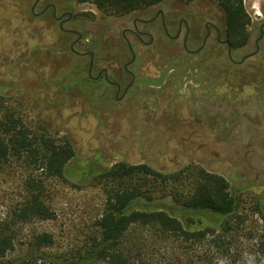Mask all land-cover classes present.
<instances>
[{
    "label": "rangeland",
    "instance_id": "rangeland-1",
    "mask_svg": "<svg viewBox=\"0 0 264 264\" xmlns=\"http://www.w3.org/2000/svg\"><path fill=\"white\" fill-rule=\"evenodd\" d=\"M34 1L0 0V102L19 104L32 128L44 126L54 137L67 138L77 154L69 163L75 169H106L119 162L148 165L168 175L167 185L153 189L151 180L135 177L128 186L141 184V190H154L163 203L178 206L177 197L194 194L196 173L202 168L223 177L238 199L232 219L207 211L185 212L182 222L190 232L214 230L199 240L134 226L126 235L128 246H141L134 261L142 257L146 264H264V46L244 65L231 67L225 51L219 56L211 50L188 56L180 39L168 41L152 32L150 45L134 44L136 59L130 69L135 85L118 101L113 88L108 98L104 85L76 82L87 78L88 57L71 52L74 37L59 31L50 10L31 13ZM171 1L163 2L168 7ZM73 2L81 44L87 46L75 45L74 51L89 50L100 65L120 69L123 50L113 36L126 26L127 15L119 16L106 5L98 9L90 2ZM186 4L189 9L177 8L184 16L198 10L206 19L215 15L223 22L212 0ZM43 7L40 3L35 13ZM244 8L253 25L248 30L250 43L234 56L237 60L254 51L258 24L264 22V0H245ZM122 56L129 59L126 52ZM29 174L17 167L0 168V222L23 197ZM44 184L54 217L15 223L14 247L7 259L23 256L33 236L43 233L53 238L46 249L50 255L83 248L96 233L106 190L113 188L108 184L76 189L57 179ZM5 222L12 223V217Z\"/></svg>",
    "mask_w": 264,
    "mask_h": 264
},
{
    "label": "trees",
    "instance_id": "trees-1",
    "mask_svg": "<svg viewBox=\"0 0 264 264\" xmlns=\"http://www.w3.org/2000/svg\"><path fill=\"white\" fill-rule=\"evenodd\" d=\"M81 1L93 3L98 9L106 5L119 12V16H124L158 5L164 0ZM212 1L222 12L225 36L235 46H244L248 42V30L252 24L244 8L245 0ZM19 106L0 102V168L17 167L30 173L21 190L23 197L20 196L11 216L0 222V264H146L142 257L134 261L141 255V246L131 247L126 243V235L134 226H147L162 236L199 240L207 233L213 235L214 230L190 232L182 222L186 218V211H207L214 216L230 219L235 216L238 199L230 194L226 180L202 168H198L196 173L194 194L189 199L177 197L178 206H171L163 203V198H158L154 190H141V184L128 186L127 182L135 177L143 182L151 180L153 189L167 185L168 175L148 165L119 162L106 169L71 167L69 163L77 156L72 143L65 137H54L44 126L32 128L18 110ZM51 179L60 180L76 189L92 185L113 186L106 190V205L95 224L96 233L88 238L83 248L64 256L48 254L46 249L53 243L52 236L37 234L28 243L23 256L7 259V254L14 247L12 226L15 223L53 219L54 214L46 203L44 184ZM10 217L12 223L5 222ZM261 219L264 223V214Z\"/></svg>",
    "mask_w": 264,
    "mask_h": 264
},
{
    "label": "flooded vegetation",
    "instance_id": "flooded-vegetation-1",
    "mask_svg": "<svg viewBox=\"0 0 264 264\" xmlns=\"http://www.w3.org/2000/svg\"><path fill=\"white\" fill-rule=\"evenodd\" d=\"M40 3H44V7L42 11L35 13ZM186 3L172 0L169 6L166 7L168 3L162 2L141 11H135L129 16L127 15L125 19L126 26L120 30L119 34L113 36L114 40L120 41L119 46L123 50L120 51V55L123 58L122 61H124L121 68L116 70H109L108 67L100 65L93 52L89 50H85L82 53L74 51L73 47L75 45L82 49L87 46L84 45L83 47L81 44L82 33L77 30L79 22L78 18H76V6L73 0H35L31 7V13L43 15L50 10L51 17L53 21L57 22L59 31L65 36L74 37L71 42V52L75 56L88 57L87 78H76V82L80 80L93 86L104 85L105 94L108 98H110L111 94L109 88H113L115 90L113 99L121 101L134 87L136 81V75L130 69L136 59L134 44L150 45L153 40L152 32H159L168 41L174 42L180 39L183 51L188 56H195L209 50L214 51L219 56L222 51H225L228 64L231 67L242 66L249 59L260 54L261 47L264 46V22L258 24L257 38L253 41L252 46L254 51L241 56L237 60L234 56L243 52L244 47L250 43V34L248 42L244 46L237 47L224 34V18L223 22L218 21L215 15L210 19H206L199 13L197 14L198 10L194 6L191 8L197 12H190L184 16L185 13H180L177 8L189 9L190 6ZM194 14H196V17H193ZM194 34H197V36L193 37ZM145 38L149 39L148 43L145 42ZM196 45H198L197 48L191 49L192 46ZM124 52L129 56L127 61L122 56ZM118 62L121 61L118 59ZM126 79L129 81L122 87Z\"/></svg>",
    "mask_w": 264,
    "mask_h": 264
}]
</instances>
